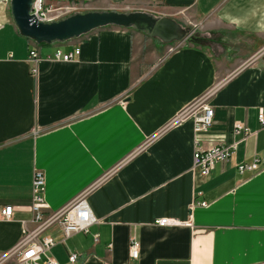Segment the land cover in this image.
<instances>
[{"label":"crops","instance_id":"0c3cea01","mask_svg":"<svg viewBox=\"0 0 264 264\" xmlns=\"http://www.w3.org/2000/svg\"><path fill=\"white\" fill-rule=\"evenodd\" d=\"M90 9L63 17L70 2ZM44 23L76 14L172 19L190 39L163 44L137 28L104 24L49 44L22 36L0 3V264H20L24 226L54 247L58 264H264V0H43ZM195 34V36H193ZM197 34V35H196ZM36 49L39 59H29ZM79 50L73 61L51 59ZM211 127L194 133L202 105ZM236 123L249 135L234 133ZM235 144L202 178L193 152ZM258 160L256 169L240 165ZM43 174L42 222L32 180ZM83 197L95 222L64 238L52 223ZM204 204L202 206L201 204ZM160 218L189 226L159 227ZM140 244L129 256V241Z\"/></svg>","mask_w":264,"mask_h":264},{"label":"built area","instance_id":"2783aa9c","mask_svg":"<svg viewBox=\"0 0 264 264\" xmlns=\"http://www.w3.org/2000/svg\"><path fill=\"white\" fill-rule=\"evenodd\" d=\"M8 3L9 0H0V3ZM48 9L44 8L43 0H34L32 5L31 15H33L38 21L46 22ZM79 55V50H74L70 53H63L60 50H56L50 58L56 61L69 62L73 61L75 57ZM39 59L38 51L32 49L29 51L30 61L36 62ZM200 113L195 114L191 112V109L184 111L179 115L176 120H183L186 117H190L193 121V131L194 133H200L207 131L213 122L214 111L213 109L206 105L200 107ZM259 123L264 127V117L263 112L260 110L257 115ZM242 132L244 135H249L248 130L244 125L236 123L234 126V133ZM235 144L229 145H218L214 146L208 150L202 151L195 149L193 152L192 160L193 166L192 170H198L200 177H207L214 165L218 162L228 161L235 150ZM258 160H255L254 163L250 165H240L238 171L240 173L244 171H252L256 169ZM45 187V181L43 174L39 171H35L33 174L32 180V194L33 202L31 205V212L33 213V223L39 224L42 222L41 210L44 207L43 201L40 197V194L43 192ZM204 206V204H201ZM14 208L12 206H0V220H10L12 218ZM95 220L92 217L91 211L86 200L81 197L70 203L62 211L61 215L57 219H53L52 223H58L60 230L64 238L69 237L75 233H87L88 229ZM159 227H177V226H189V223L181 222L176 219L170 218H160L157 219L154 223ZM40 224L39 228L35 231L30 232L24 226L23 229V243L20 246V256L18 262L20 264H58L52 257L46 258L42 261V256L46 253H49L50 250L54 247L55 242L50 237H42L41 232L45 228ZM139 241L132 237L129 241V256L132 259H136L139 253ZM78 255L73 253L68 257L69 264H76Z\"/></svg>","mask_w":264,"mask_h":264},{"label":"water","instance_id":"95a60500","mask_svg":"<svg viewBox=\"0 0 264 264\" xmlns=\"http://www.w3.org/2000/svg\"><path fill=\"white\" fill-rule=\"evenodd\" d=\"M34 0H9L12 19L22 36L38 43L62 41L104 24L135 27L163 44L191 40L184 27L169 18L153 19L142 14L87 13L76 14L65 20L44 23L31 15ZM197 35V34H196Z\"/></svg>","mask_w":264,"mask_h":264},{"label":"rangeland","instance_id":"374dc122","mask_svg":"<svg viewBox=\"0 0 264 264\" xmlns=\"http://www.w3.org/2000/svg\"><path fill=\"white\" fill-rule=\"evenodd\" d=\"M28 1H32V0H28ZM97 1V0H96ZM98 1H102V0H98ZM106 2L108 1V0H105ZM3 3H5V2H3ZM86 3H87V1H79V2H70L68 5L66 4V5H64V7H72V6H74V8L76 7V5H77V10H73V11H68L67 9H65V8H63V13H65V14H62L63 15V17H65V16H67V15H70V14H72V13H74V12H85L86 10H88V9H90V6H87L86 5ZM43 6H44V4H43ZM186 29L188 30V32H190V33H192L193 31H194V28H193V26H187L186 27ZM193 36H195V34L193 35ZM25 37V36H24Z\"/></svg>","mask_w":264,"mask_h":264},{"label":"trees","instance_id":"16d2710c","mask_svg":"<svg viewBox=\"0 0 264 264\" xmlns=\"http://www.w3.org/2000/svg\"><path fill=\"white\" fill-rule=\"evenodd\" d=\"M191 42L199 43V44H203L204 39H203V38H200V37H193V38L191 39Z\"/></svg>","mask_w":264,"mask_h":264}]
</instances>
